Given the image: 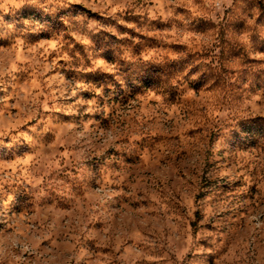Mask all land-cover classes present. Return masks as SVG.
Masks as SVG:
<instances>
[{
	"label": "rangeland",
	"instance_id": "374dc122",
	"mask_svg": "<svg viewBox=\"0 0 264 264\" xmlns=\"http://www.w3.org/2000/svg\"><path fill=\"white\" fill-rule=\"evenodd\" d=\"M0 264H264V0H0Z\"/></svg>",
	"mask_w": 264,
	"mask_h": 264
},
{
	"label": "clouds",
	"instance_id": "9594fccd",
	"mask_svg": "<svg viewBox=\"0 0 264 264\" xmlns=\"http://www.w3.org/2000/svg\"><path fill=\"white\" fill-rule=\"evenodd\" d=\"M260 225L259 224H257V227H259ZM25 251H27V247H25V249H24Z\"/></svg>",
	"mask_w": 264,
	"mask_h": 264
}]
</instances>
